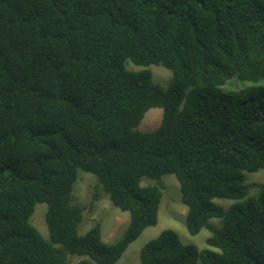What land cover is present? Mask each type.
Returning <instances> with one entry per match:
<instances>
[{"label":"trees","instance_id":"trees-1","mask_svg":"<svg viewBox=\"0 0 264 264\" xmlns=\"http://www.w3.org/2000/svg\"><path fill=\"white\" fill-rule=\"evenodd\" d=\"M151 66L172 73L167 88ZM234 76L246 96L221 92ZM153 108L161 124L144 133ZM79 170L97 178L93 202L130 215L112 245L99 223L79 234ZM262 170L264 0H0V264H116L157 225L165 175L210 249L166 230L140 264H264V190L246 199V173Z\"/></svg>","mask_w":264,"mask_h":264},{"label":"rangeland","instance_id":"rangeland-1","mask_svg":"<svg viewBox=\"0 0 264 264\" xmlns=\"http://www.w3.org/2000/svg\"><path fill=\"white\" fill-rule=\"evenodd\" d=\"M130 71H140L142 68L135 66L131 62L127 64ZM153 80L156 84L167 88L172 79V73L161 67L151 66ZM253 84L241 82L237 76H234L222 88L223 94H242L246 96L244 89ZM162 110L153 108L149 110L139 126V130L144 133H150L156 130L162 120ZM97 178L90 173L79 170L78 180L73 188L74 204L84 208L83 222L79 227V234L85 235L96 223L101 225L102 240L106 244H114L118 242L128 229L130 222L129 213L122 212L113 206L108 195L101 193L99 200L94 201L96 194ZM163 185L162 200L159 208L158 223L155 227L147 228L141 236L135 240L127 249L123 257L116 264H140V254L142 248L150 241L158 238L164 231L173 230L185 245H194L200 251L210 249L207 245V239L212 235L208 229H203L198 235H191L186 228L187 207L182 202L180 184L174 175H165L161 179ZM155 181L145 179L143 186L155 185ZM246 184L248 186L249 195L246 199L256 197L264 190V170L257 173H246ZM215 202L225 209H230L235 201L216 199ZM93 203V204H92ZM47 212L46 204H38L35 207L34 214L31 218V224L45 238H49L48 228L45 217ZM210 223L217 229L223 228L220 219H212ZM215 250V249H213ZM78 260H74L76 264ZM197 264H203L198 261Z\"/></svg>","mask_w":264,"mask_h":264}]
</instances>
